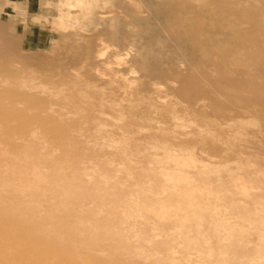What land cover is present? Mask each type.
<instances>
[{
  "label": "rangeland",
  "instance_id": "1",
  "mask_svg": "<svg viewBox=\"0 0 264 264\" xmlns=\"http://www.w3.org/2000/svg\"><path fill=\"white\" fill-rule=\"evenodd\" d=\"M95 2L98 8L97 10L94 7V9L91 8L92 14L107 13L99 16L105 18L104 20H95L100 25H103L106 20L113 19V16L123 15L122 17H124L126 12L127 14L134 12L133 16L129 15L130 19L127 14L125 15L129 19L127 21L131 20L129 24H132L129 27L125 21V27L123 24L116 26L119 34L136 31L137 23L141 21L139 29L147 25L144 30L148 31L142 41L143 43L150 41L156 55L147 57L146 62L149 66L148 69L155 70L159 76L149 80L144 72L141 73L136 68L135 64L131 62L136 56L134 49L124 51V54L108 52L99 55L96 52L93 57L96 61L92 58L84 62L82 59L86 56V50L98 47L100 38L98 34L103 31V28L100 25L92 26L90 27L92 31L89 29L87 32H81L85 37L84 43L80 42L79 48L73 47L69 36L74 30H66L67 32L63 34L56 31L53 25L55 17L63 12L55 7V0L51 7L48 5L49 0H0V66L6 63L5 61L1 63L3 59L9 58L10 67L18 71L20 77H24L29 82V92L32 97L36 99L39 96L45 97V112L49 115L53 114L58 122H70L73 112H78L87 120L84 127L81 126L84 128V133L82 132L77 140L78 145L80 144L79 147L88 146V155H81L80 150L61 148L55 159L45 166L51 184L54 185L58 179L60 180L58 187L54 185L55 187L52 189H44L45 192L54 193L56 200H60L66 193L76 192V197L85 201L87 208H95L98 205L92 199V190L97 184H88L84 181L83 167L86 171H90L93 163L109 160L115 167H118L117 164L119 165L120 162L106 149L102 150L100 146L95 149L92 147L96 144V140L93 138L95 131L102 132L97 136L104 137L105 141H118L122 138L126 142L129 141L130 144H133V141L140 143L145 148L141 151L144 153L143 159L135 155L141 152L129 150L134 154V160L138 162V164L131 165L136 183L145 182L149 175L147 172L154 168L153 161L158 157V160L162 159L163 151L151 149V147L157 140H166L165 136L168 130L170 135H167L169 138L166 141L172 146L174 145L176 151L193 152L203 164L221 166L226 164L231 170V174L234 175L238 173L236 156L241 153L245 156H257L260 161V164L258 161L257 164L264 168V117L255 112L237 114L239 110L232 108L230 101V94L238 92L239 89L245 96L253 98L259 95V86L253 85L244 88L241 83L249 77L257 82V79L264 78V67H260L258 60L254 58L256 39L264 38V0H95ZM108 11L110 12L108 13ZM118 13L119 15H117ZM81 25L87 26L88 23L82 21ZM139 29L137 31H140ZM94 34L95 36H93ZM156 36L159 37V44H157L159 40L151 41V38ZM92 39L96 41L94 42ZM163 40L167 42H163ZM177 42L178 44H176ZM85 43L87 44L85 45ZM110 50L113 49L110 48ZM157 56L159 57L156 58ZM94 67L96 69H93ZM100 77L102 78L100 79ZM186 77L195 80V90L198 95L194 98H191L194 94L193 90L186 88L181 81ZM227 81L234 83L238 90L227 85ZM87 84L89 88L94 84L95 87H93L97 92L96 90L90 91ZM74 85L79 90L73 91ZM262 88L264 89V87ZM3 89L0 86V95L8 93L2 91ZM87 90L89 91L87 92ZM84 93H86L85 96ZM86 96L87 101L73 102L77 106V110L79 108L78 111L64 105L67 102H65V98L71 100V98H86ZM32 102L35 103L34 100ZM97 103L101 105L112 103L115 106L111 113L101 108V105ZM33 104H25L21 99L0 102V107L6 109L4 112L0 111V141L4 138L13 141L14 144L10 150L12 157H22L32 150H39L37 141L44 134L48 133L47 136L54 134L57 127L53 121L36 117L38 112ZM91 104L97 108L95 109L92 105L94 110L90 112L86 109ZM114 108L116 115H114ZM141 114L144 117L143 121L138 120V115L141 116ZM118 116L119 118H117ZM172 117L177 118V122H183L184 129L177 128L176 121ZM147 118L153 122L148 121ZM147 122L151 124H146ZM101 129L103 130L100 131ZM23 133L35 134L33 136H36V141L24 145ZM207 133L210 134L207 136ZM236 133L241 135L243 133V140L238 138L239 140L232 141ZM152 136L156 140L152 139ZM200 136L203 140L202 144L198 142ZM69 139L62 141L68 142ZM152 158L155 159L152 160ZM90 161L91 164H89ZM34 162L23 166L9 164V167L27 170L34 167ZM1 163L2 159L0 158V167L3 165ZM165 166L168 167L166 163ZM245 169L244 171L238 170L241 172L238 174L247 177V173H252L250 167ZM222 176L224 179L228 178L227 174H222ZM122 181H126V178H123ZM130 189L133 190V187ZM4 239L0 241H4ZM158 239L154 238V241H157L156 245L162 248ZM172 242L175 241L171 240L169 245L173 247L174 254L179 256L178 245ZM0 247V260L14 259L12 256L15 255L14 247L17 250L16 246L13 247V245L5 243ZM33 253L29 251L21 254L23 255L21 257L35 256L36 253H34L35 255ZM96 253L93 252L91 255L101 254L100 252V254ZM86 264L95 263L88 261Z\"/></svg>",
  "mask_w": 264,
  "mask_h": 264
},
{
  "label": "bare ground",
  "instance_id": "2",
  "mask_svg": "<svg viewBox=\"0 0 264 264\" xmlns=\"http://www.w3.org/2000/svg\"><path fill=\"white\" fill-rule=\"evenodd\" d=\"M95 3V0H55V7L63 12L59 11L62 13L55 17L53 25L56 31L63 34L67 32L66 30H74L69 36L73 47L79 48V43L85 41L81 32L89 31L92 26H99L97 21L105 19L99 16L107 13L92 14L91 8L94 7L96 10L98 8ZM52 4L53 0H49L48 5L51 7ZM132 13L127 14L126 12L128 17ZM122 16H113V19L106 20L103 25H100L103 31H99L100 34H98L100 35L98 47L87 49L86 56L82 60L84 62L91 60L96 52L99 55L108 52L124 54L134 49L136 59L132 58L131 62L135 64L136 68L141 73L144 72L149 80L159 76L155 70L148 69L149 66L146 62L147 57L156 55L150 41L145 43L142 41L148 31L144 30L147 23L144 24L146 25L144 28L140 29L139 23L142 21L137 23V29L140 31L130 28L133 31L119 34L116 26L124 25V21L128 27L132 24H129L131 20L127 21L130 17L128 19V17ZM142 20L144 19L142 18ZM82 21L88 25H81ZM94 30L96 31V29ZM156 37H152L151 41H158L159 37ZM94 42L91 43L96 44ZM159 42L160 40L157 44ZM163 42L167 41L163 40ZM163 42L162 45H164ZM159 46L161 47V45ZM254 46V58L258 60L260 67H264V38L256 39ZM176 54L173 55L177 56ZM93 60L95 59L93 58ZM3 61L6 63L0 66V86L4 88L2 91L8 93L0 95V102L21 99L25 104H33L34 100L33 105L38 112L36 117L53 121L57 127L54 134L48 136V133L44 134L37 141L39 150H32L22 157H12L10 150L14 143L11 139L4 138L0 141V158L2 159L1 164H3L0 167V238H5L4 241H0V246L7 243L17 247V250L14 247L15 255L12 256L15 260L5 258L0 260V264H86L88 261L95 264H264V195H262L264 192V168L257 164V161L260 164L257 156L251 157L244 154L243 156L238 153L236 156L237 172L241 173L238 170L244 171L245 168L250 167L252 173H247L248 176L245 174L247 177L237 172L233 175L226 164L223 166L203 164L193 152L176 151V147L166 141L169 138L167 135H170L168 130L165 136L166 140H157L151 147V149L163 151L162 159L158 160V157L153 161L154 168L147 172L149 175L146 177V181L144 180L145 182L136 183L131 165L138 164V162L134 160V154L129 150L141 152L145 148L140 143L133 141V144H130L129 141L126 142L122 138L121 140L118 138V141H105L104 137L97 136L102 132L93 131L96 144L92 147L95 149L100 146L102 150L106 149L120 162L119 165L117 164L118 167H115L109 160L93 163L90 171H86L83 167L84 181L88 184H97L92 190V199L98 205L95 208H87L85 201L76 197V192L66 193L60 200H56L54 193H47L44 189L58 187L60 180H57L55 186L51 184L45 166L55 159L61 148L80 150L81 155H88V146L79 147L80 144L78 145L77 140L78 136L82 132L84 133V128L81 126L84 127L87 120L78 112H73L70 122H58L53 114L49 115L45 112L46 98L42 96L37 99L33 98L29 92V82L24 77H20L18 71L10 67L9 58L3 59L1 63ZM257 80L258 82L249 77L241 83L244 88L253 85L259 86V95L253 98L243 95L234 83L226 82L227 85L238 90V92L230 94L232 108L239 110L237 114L255 112L264 117V89L262 88L264 87V78ZM181 81L186 88L193 90L194 94L191 98L198 95L195 90L194 78L186 77ZM88 84L90 91L96 90L94 84V87L91 86L93 89L89 88ZM76 88H73V91L79 90ZM84 89H87L86 86ZM79 97L71 98V100L65 98V102L67 101L64 104L65 107L77 110V106L73 102L88 100L87 96L86 98ZM100 103H102L101 100ZM105 103L98 105L112 113L115 104L113 106L112 103ZM92 105H88L86 110L90 112L94 110V108L92 109L94 105ZM115 108L117 109V106ZM115 108L114 115H116ZM0 111L4 112L6 109L0 107ZM133 117L135 118V116ZM138 118L139 121L144 119L142 114L138 115ZM176 119L174 120L176 121ZM146 124L151 123L147 122ZM175 124L179 129L185 127L181 121H176ZM121 130L123 129L121 128ZM118 133L120 134V132ZM208 134L210 133H207V136ZM23 135L24 145L36 141V136H33L35 134L23 133ZM242 135L236 133L232 141L238 138L243 140L244 136ZM156 137L158 138L157 135ZM68 138H70L68 142L62 141ZM198 140L199 143L203 142L201 136ZM232 141L230 142L234 145ZM177 148L179 149V146ZM233 149L235 150L234 147ZM135 155L142 159L144 157L143 152ZM32 162L35 163L34 167L27 170L9 167V164L23 166ZM165 163L168 167L165 166ZM222 174H227L228 178L225 180ZM123 178H126V181L121 182ZM130 187H133V190ZM154 238H159L162 248L156 245L157 241H154ZM171 240L175 241L172 243L178 245L179 256L174 254L173 247L169 245ZM29 251L36 253V255L33 253L36 257H21L23 256L21 254ZM93 252L101 254L93 256L91 255Z\"/></svg>",
  "mask_w": 264,
  "mask_h": 264
}]
</instances>
